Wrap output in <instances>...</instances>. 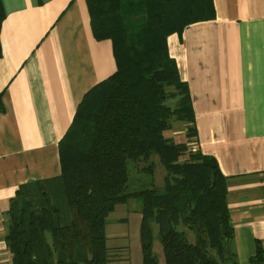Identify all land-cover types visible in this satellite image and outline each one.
Here are the masks:
<instances>
[{
    "label": "trees",
    "instance_id": "1",
    "mask_svg": "<svg viewBox=\"0 0 264 264\" xmlns=\"http://www.w3.org/2000/svg\"><path fill=\"white\" fill-rule=\"evenodd\" d=\"M86 2L93 34L112 41L117 68L79 104L60 142V175L23 184L10 199L12 264H107L108 216L132 199L140 202L142 264H161L154 224L163 264H238L227 177L215 157L166 135L183 122L186 142L197 139L189 87L167 38L214 19L213 0ZM4 17L0 0V26Z\"/></svg>",
    "mask_w": 264,
    "mask_h": 264
},
{
    "label": "crops",
    "instance_id": "2",
    "mask_svg": "<svg viewBox=\"0 0 264 264\" xmlns=\"http://www.w3.org/2000/svg\"><path fill=\"white\" fill-rule=\"evenodd\" d=\"M1 1L0 264H12L10 199L23 184L60 175V142L79 104L117 65L112 41L93 34L86 0ZM213 5L214 19L170 34L168 49L195 114L197 139L188 144L227 177L237 262L264 264V0ZM130 201L108 216L107 264H142L140 238L123 244L128 233H108L130 217L141 222L139 202L123 212ZM259 248L262 259L251 263Z\"/></svg>",
    "mask_w": 264,
    "mask_h": 264
},
{
    "label": "rangeland",
    "instance_id": "3",
    "mask_svg": "<svg viewBox=\"0 0 264 264\" xmlns=\"http://www.w3.org/2000/svg\"><path fill=\"white\" fill-rule=\"evenodd\" d=\"M172 127H173L172 130L171 131L168 130L166 132V135L167 136H169V135L173 136V138H174V140L176 142H185V143H187V145H186L187 151L192 150V152H195V150L191 149L190 144H188V142H186V141H188V139L186 137L187 125L185 123H183V122H174L173 125H172ZM138 167H139V165H138ZM130 168H131V174H132L133 177L138 178V179L143 178L142 179L143 182L146 183L145 181L148 180L147 177H146L147 175H144L142 173H139L136 170V167H134L132 165V163L130 165ZM164 174L165 173H164L163 168H161L160 166H157V168L155 170V176H154L155 177V180H156L157 187H161L162 182H163V176H164ZM154 183H155V181H154ZM135 204L136 205L138 204V201H136V199H134L133 202L130 201V203L128 205H126L128 207H126L123 212L126 213L128 211V209L133 208V206ZM110 226H109V230H108V233L109 234H112L113 231H116L117 233H120V232H125L126 234L128 233L129 236H130V237H127L125 239V241H121L123 239H117L118 240L117 242H120V243H123V244L124 243H131L132 245H134L137 242H139V227H140V222L136 221V217H133V219L130 217L128 224H125V225L124 224H119V228H117V229H113V227L110 228ZM153 229H154V235H155L154 251L158 255V257H160V255L161 256H164L163 253H162L163 252V249H162L161 241H160V238H159V235H158V226L156 224H154ZM113 240H116V239L114 238ZM109 245H111V242H109Z\"/></svg>",
    "mask_w": 264,
    "mask_h": 264
},
{
    "label": "built area",
    "instance_id": "4",
    "mask_svg": "<svg viewBox=\"0 0 264 264\" xmlns=\"http://www.w3.org/2000/svg\"><path fill=\"white\" fill-rule=\"evenodd\" d=\"M190 147H191V149H193L195 151L197 150V147H196V144L195 143H190Z\"/></svg>",
    "mask_w": 264,
    "mask_h": 264
}]
</instances>
